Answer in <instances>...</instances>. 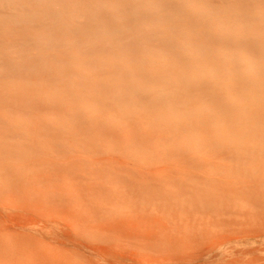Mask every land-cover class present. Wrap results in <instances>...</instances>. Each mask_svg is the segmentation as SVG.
<instances>
[{
	"label": "rangeland",
	"instance_id": "obj_1",
	"mask_svg": "<svg viewBox=\"0 0 264 264\" xmlns=\"http://www.w3.org/2000/svg\"><path fill=\"white\" fill-rule=\"evenodd\" d=\"M0 141V264H264V0H0Z\"/></svg>",
	"mask_w": 264,
	"mask_h": 264
},
{
	"label": "bare ground",
	"instance_id": "obj_2",
	"mask_svg": "<svg viewBox=\"0 0 264 264\" xmlns=\"http://www.w3.org/2000/svg\"><path fill=\"white\" fill-rule=\"evenodd\" d=\"M36 1V0H35ZM246 4V3H245ZM21 5V4H20ZM242 5V4H241ZM244 5V4H243ZM184 7V6H183ZM20 8H22V7H20ZM185 8V7H184ZM200 9H201V7H200ZM227 9V8H226ZM193 10V9H192ZM206 10V9H205ZM204 11V10H203ZM230 13V12H229ZM209 14V13H208ZM231 14V13H230ZM191 15L193 16V14L191 13ZM214 16V15H213ZM261 16H263V15H261ZM25 18H28L26 15H25V13H23L21 10L20 11H16V14H14V18H13V21H16V22H18V21H20V19H25ZM214 19V18H213ZM239 19V18H238ZM193 20V19H192ZM196 20V19H195ZM236 20V19H235ZM234 20V21H235ZM197 21V20H196ZM212 21V20H211ZM241 21V20H240ZM199 24V23H198ZM202 53H206L205 52V49L203 48V52ZM202 53H200V55H202ZM204 54H203V56H204ZM203 56H201V57H203ZM202 72V71H201ZM199 75V74H198ZM202 75H203V73H202ZM207 76H209V75H207ZM206 82V81H205ZM196 85H199V84H196ZM200 86H201V84H200ZM204 86H206L205 84H204ZM204 86H202V87H204ZM231 90V89H230ZM233 91V90H232ZM182 94V93H181ZM228 98V97H227ZM174 99H176V98H174ZM158 101V100H157ZM181 102V101H180ZM164 104H162V106H163ZM70 107V106H69ZM262 110V109H261ZM204 112V111H203ZM249 112V111H248ZM254 112H256V111H254ZM177 114V113H176ZM180 114V113H179ZM250 118V117H249ZM248 118V119H249ZM192 119V118H191ZM193 120V119H192ZM196 120V119H195ZM213 120V119H212ZM215 120V119H214ZM255 120V119H254ZM224 123V122H223ZM215 124V123H214ZM199 125V124H198ZM222 125V123L220 124V126ZM200 126V125H199ZM219 129H220V127H219ZM242 132V131H241ZM226 135V134H225ZM190 137V136H189ZM248 139V138H247ZM246 139V140H247ZM4 141V140H3ZM32 142L34 141V140H31ZM5 143H6V141H5ZM5 143H3V142H1L0 141V157H4L5 155H2L3 153H5V148H4V144ZM28 143V142H27ZM180 143V142H179ZM7 145H9V142H7L6 143ZM6 144H5V146H6ZM13 144V143H12ZM11 144V145H12ZM16 144V143H15ZM20 145H22L21 143H20ZM36 144L35 143H28V145H27V148H28V150L30 151V152H33V148H34V146H35ZM23 146V145H22ZM24 147V146H23ZM30 147V148H29ZM5 149V150H4ZM8 150V149H7ZM23 150V149H22ZM21 151V150H20ZM7 152V151H6ZM9 152H10V154H14L13 152H14V150H9ZM19 152V151H18ZM17 152V153H18ZM159 153V152H158ZM7 154H9V153H7ZM18 154H20V155H24L23 154V152H20V153H18ZM15 157V156H14ZM17 157H19V156H17ZM189 157H191V156H189ZM26 158V157H25ZM187 158V157H186ZM22 160H23V158H21ZM184 160H185V158H184ZM203 161V160H202ZM234 168V167H233ZM175 169H177V167L175 168ZM179 169L181 170V168L179 167ZM178 169V170H179ZM183 169V168H182ZM177 172V171H176ZM175 172V173H176ZM178 173V172H177ZM128 177V176H127ZM167 177V176H166ZM130 178V177H129ZM168 178H170V177H168ZM131 179V178H130ZM134 180V179H133ZM122 181V180H121ZM136 181V180H135ZM171 181H174V179L172 180L171 179ZM131 182V181H130ZM4 185V184H3ZM170 187V186H169ZM187 188V187H186ZM185 191V190H184ZM180 194V193H179ZM203 204V203H202ZM233 204V203H232Z\"/></svg>",
	"mask_w": 264,
	"mask_h": 264
}]
</instances>
